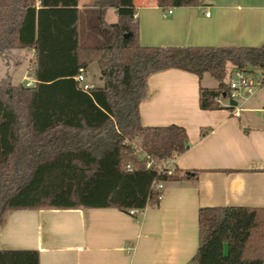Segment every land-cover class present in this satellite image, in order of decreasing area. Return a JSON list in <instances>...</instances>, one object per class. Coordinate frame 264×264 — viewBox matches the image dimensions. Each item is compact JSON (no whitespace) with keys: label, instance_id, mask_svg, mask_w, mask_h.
Here are the masks:
<instances>
[{"label":"trees","instance_id":"trees-1","mask_svg":"<svg viewBox=\"0 0 264 264\" xmlns=\"http://www.w3.org/2000/svg\"><path fill=\"white\" fill-rule=\"evenodd\" d=\"M157 4L190 8L201 0ZM111 9L116 23L107 21ZM135 15L134 0H0V54L33 51L37 80L32 88L0 82V222L14 210L141 215L157 208L159 185L192 174L157 168L183 155L189 141L183 127L142 125L149 78L170 69L211 76L218 86L200 89V107L209 111L222 109L216 98H229L234 71L264 70V46L144 47ZM94 63L103 86L84 90L77 78ZM198 223L199 247L188 264H264V209L204 208ZM0 264H40V253L0 250Z\"/></svg>","mask_w":264,"mask_h":264},{"label":"crops","instance_id":"crops-1","mask_svg":"<svg viewBox=\"0 0 264 264\" xmlns=\"http://www.w3.org/2000/svg\"><path fill=\"white\" fill-rule=\"evenodd\" d=\"M134 6L144 47L264 46V0H201L196 7L173 8L167 17L169 9L157 0H134ZM117 19L109 10L107 21ZM24 52L34 70V52ZM207 76L200 80L170 69L148 80L149 95L140 105L142 125L183 127L189 149L172 164L181 176L192 174L166 183L157 208L137 218L113 208L6 211L0 250L38 251L40 264H188L199 247L201 209H264V90L241 106L238 118L224 108L205 111L201 87L218 86ZM85 80L89 84L88 70Z\"/></svg>","mask_w":264,"mask_h":264},{"label":"built area","instance_id":"built-area-1","mask_svg":"<svg viewBox=\"0 0 264 264\" xmlns=\"http://www.w3.org/2000/svg\"><path fill=\"white\" fill-rule=\"evenodd\" d=\"M173 13L172 9L167 10L164 16L167 17ZM207 16H210L208 13ZM78 82L81 84L84 90H90L92 87L85 81V76L81 74L77 78ZM37 84L35 78V71L33 69L29 70L27 77L25 78L24 85L27 88H32ZM227 84L229 87L230 95L227 101L223 100L222 97L216 98V103L221 106V108L233 110V116L238 118L241 115V106L247 102V100L255 94L258 90H264V70H255L254 72L247 71H234L227 79ZM135 149L138 146L135 145ZM139 151V150H138ZM152 162L148 164V168H151ZM158 170L160 173H165L167 175H173L176 168L170 162L167 165H159ZM127 169H131V165L127 166ZM159 190H164V185L158 186ZM128 214L132 217L137 218L139 212L137 210H129ZM131 251V248L128 249Z\"/></svg>","mask_w":264,"mask_h":264},{"label":"rangeland","instance_id":"rangeland-1","mask_svg":"<svg viewBox=\"0 0 264 264\" xmlns=\"http://www.w3.org/2000/svg\"><path fill=\"white\" fill-rule=\"evenodd\" d=\"M34 65L31 63V59L24 51H12V53L3 56L0 54V82L3 79L11 78L13 84H19L24 75L33 69ZM100 69L96 63L92 64L88 69V83L93 84L96 87H102L103 81H100ZM214 84L217 81L211 76H207ZM227 101V99H223Z\"/></svg>","mask_w":264,"mask_h":264}]
</instances>
